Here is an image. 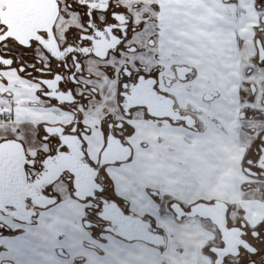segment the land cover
Instances as JSON below:
<instances>
[{"label":"snow or ice","instance_id":"1","mask_svg":"<svg viewBox=\"0 0 264 264\" xmlns=\"http://www.w3.org/2000/svg\"><path fill=\"white\" fill-rule=\"evenodd\" d=\"M206 69L219 87L215 106L264 122V0H0V198L32 191L29 161L86 181L89 151L100 159L113 143L129 145L135 118L153 117L132 101L171 96ZM172 122L178 131L198 126ZM248 132L242 163L264 179V130ZM108 162L121 171V161ZM123 189L130 204L151 192ZM229 226L238 242L210 245L211 264H264V220Z\"/></svg>","mask_w":264,"mask_h":264},{"label":"flooded vegetation","instance_id":"2","mask_svg":"<svg viewBox=\"0 0 264 264\" xmlns=\"http://www.w3.org/2000/svg\"><path fill=\"white\" fill-rule=\"evenodd\" d=\"M218 90L219 87L215 83L211 70H201L196 79L189 78L184 83L179 84V86H173L168 89V91L171 92V96H153L145 100L137 99L132 101V103H147L149 104L148 111L162 113L166 111V101L169 99L171 100L170 109L172 108V113H177V116L190 115L192 118H196L198 126L194 128H185L186 130L196 133L208 132L212 129L218 132L221 130L227 131L229 125H231V127H234V125L230 120V116H228L230 115L228 113L230 109L226 106L220 107L214 105V97ZM196 102H201L203 105L198 106ZM212 110L214 111L211 112ZM141 111H143V109H141ZM201 118L203 119V123L199 124ZM252 123L253 125L251 127H254L257 131L264 130V122ZM135 127V139L129 145L121 146L113 143L107 156L100 159H97L96 156L92 155L89 151V154L95 161V164L90 166L92 167L91 169L95 171L94 182L96 186L93 191L94 197L88 196L84 200L76 199L73 196V180L71 183L67 182V177L63 175V169L57 171L54 168H49L47 166V161L42 164L40 169H37L33 166L34 161H29L28 168L24 171V175L27 178L26 182L29 185H35V187L27 196L22 197L23 214L10 215L0 211V227H5L3 219L17 221L15 216H19L24 220H30L27 223L39 224V219L43 210L58 202L62 188H65L66 191L70 189L71 196L79 202L83 210L82 218L84 222H89L88 227L83 224V230L86 231L85 234L88 236L87 238H90V240L94 239V241L102 238L107 241L109 237L114 236L112 233L104 230V228L109 225V222L103 221L98 216V214L102 212V199L116 202L125 214H131L141 219L149 220L153 228H156L165 237V246L167 238L165 233L166 226L162 227L161 225V220L163 218L168 220L171 218L173 223H179L189 217L194 218L195 216L207 219L211 227L204 228L206 249L212 244H218L222 238L226 239L229 245H234L238 242L237 230L229 226V221H232L234 224L235 221L241 217L250 222L264 220V213L262 214L260 211L262 210L261 208L264 207V199H261L260 195L249 194L250 191L260 189L259 185H264V179L258 178L255 173L250 174L249 169L244 167L242 163L245 158L246 150L252 139H254V136L250 135L249 132L248 134L251 136V140H249L248 146L244 147L241 145L243 148L242 151L240 148L237 149V146H233L235 153L238 152L236 166L238 169L241 196L235 199H221L216 197L208 198L201 188L197 189L198 183L196 179L187 181L190 185V190L194 192V190L197 189L196 196H190L191 191L185 187L182 189L173 187L169 191H162L158 180L139 186L121 184L117 179L116 173L113 174L112 165L110 163H105L107 160L119 156V150L122 152L130 151L132 156L131 161L126 160L125 162H121L118 167L121 169V173L132 177L134 176L132 165L136 162L138 154L141 151L153 149L157 155L164 154L166 156H169L172 152L177 153L179 151V147L171 140V136L168 132L172 128H177L178 125L173 123L169 117L153 116L152 118H145L144 116H139L135 118ZM179 127L184 126L179 125ZM219 133L222 137L226 138L223 133ZM227 135L229 138H236V142L238 141V137H235L232 133ZM41 147L44 148L45 152L49 151L48 145H41ZM28 151L33 157L37 155V150L33 146H29ZM58 155H62V153L57 149V155L50 156L49 158L56 160ZM84 163H87V161L85 160ZM178 164L184 167L183 169L190 175L191 171L187 170V161L179 159ZM59 183L63 184L64 187H58ZM145 185H149L151 192L143 194H145L152 204L147 206H143L142 203L139 202L130 204L129 198L125 194L123 187L130 190H140ZM199 198L202 200L200 201ZM51 199H56V202L50 204L46 208L36 207L37 205L46 204ZM13 202L16 203V201ZM22 202L20 203L22 204ZM250 202L251 205L248 206L247 203ZM125 209H127V211H125ZM174 209L182 214L179 218L174 212ZM9 210H12V208H9ZM161 214L163 216H161ZM199 214H208L211 220ZM31 220H33V222H31ZM217 225H220V229L217 228ZM93 229L98 230H95L97 232H94L92 235L91 232ZM165 246L154 248L158 251L161 248L164 249ZM59 253L62 252L59 251ZM206 259L208 263L211 264L208 255ZM70 261L72 263V259ZM3 262L13 264L10 260L6 259L0 264ZM80 263L87 264V259L82 257Z\"/></svg>","mask_w":264,"mask_h":264},{"label":"crops","instance_id":"3","mask_svg":"<svg viewBox=\"0 0 264 264\" xmlns=\"http://www.w3.org/2000/svg\"><path fill=\"white\" fill-rule=\"evenodd\" d=\"M168 132L179 151L169 156L157 155L153 149L141 151L132 165L133 177L116 173L121 184L139 186L158 180L162 191L173 187L190 190L187 181L196 179L197 189L201 188L208 198L241 196L231 138H224L213 129L196 133L172 128ZM179 159L187 161L190 175L178 164ZM196 190H190V196H196ZM261 209L263 214L264 207ZM82 214L74 197L63 196L43 210L37 225L3 219L0 263L6 259L13 264H81V258L85 257L87 264H209L204 228L211 226L205 218L189 217L174 224L162 219L167 243L164 249L157 251L142 241H125L114 236L107 241L104 238L90 240L82 227Z\"/></svg>","mask_w":264,"mask_h":264},{"label":"water","instance_id":"4","mask_svg":"<svg viewBox=\"0 0 264 264\" xmlns=\"http://www.w3.org/2000/svg\"><path fill=\"white\" fill-rule=\"evenodd\" d=\"M171 100L167 99L166 101V111L162 113L152 112L154 117H169L171 120H176L178 117L184 120H192L193 118L190 115L186 116H177V113H172ZM194 128V127H189ZM119 156H115L110 160H107L105 163H109L111 160H119L121 162H125V159L128 155H130V151L122 152ZM87 164V163H85ZM89 166L87 169L86 166H83V171L87 176V180H81L78 178L73 179V196L78 200H84L86 197H94L93 191L95 188L94 176L95 171L91 169ZM0 211L4 214L10 215H21L23 214V202L22 198L19 200H13L8 198L7 196L0 198ZM13 201H16L14 203ZM22 202V204L20 203ZM56 199L49 200L46 204L37 205L39 208H46L50 204H54ZM12 208V210H9ZM102 212L98 214L99 218L103 221L109 222V225L104 228L105 231L112 233L114 236L122 238L127 241H143L148 243L149 245L160 248L165 246V237L156 229L153 228L151 222L147 219H141L137 216H133L131 214L123 213L122 209L117 205L114 201H107L102 199ZM174 212L177 214L179 218L182 214L179 213L178 210L174 209ZM202 217H207L210 219L208 214H199ZM16 220L22 222H29L30 220H24L19 216H15ZM211 220V219H210ZM218 223V222H217ZM84 226L88 227L89 222H84ZM217 228L220 229V225H217ZM8 264V263H2Z\"/></svg>","mask_w":264,"mask_h":264},{"label":"rangeland","instance_id":"5","mask_svg":"<svg viewBox=\"0 0 264 264\" xmlns=\"http://www.w3.org/2000/svg\"><path fill=\"white\" fill-rule=\"evenodd\" d=\"M206 70H209V69H206ZM196 105L202 106L203 104L201 102H196ZM213 111L214 110H212L211 112H213ZM228 113L230 114L228 116H230V120L233 123L234 127H231V125H229L227 131H224V130H221L220 129L221 131H219V132L223 133L226 138H229L227 134H230V133H232L235 137H238V141L237 142H236V138H232V137H231V141L234 143V146H237V149L240 148L241 151H242V149H243L242 146H244V147L248 146L249 140H251L250 139L251 136L248 134V129L253 125V123L252 122H248V121H244V120H241V119H238L236 117L235 113L232 112L231 110H229ZM218 123H219V121H218ZM231 154L234 155L236 159H238L237 158L238 152L235 153L234 149L232 150ZM59 186L64 187V185L61 184V183L58 184V187ZM259 186H260L259 187L260 189L255 190V191H250L249 194H251V195H254V194L260 195V198L261 199H264V185H259ZM68 191H66L65 188H62L60 197H63V196H71L70 189ZM142 199L144 201L142 203L143 206H147L149 204H152V202L145 196V194H142ZM161 216H163V215L161 214ZM163 220L164 221H167L168 223H173V221H172L171 218H169V220L166 219V218H163ZM31 222H33V220H31ZM95 230H98V229H93V231L91 232L92 235H93L94 232H97Z\"/></svg>","mask_w":264,"mask_h":264},{"label":"built area","instance_id":"6","mask_svg":"<svg viewBox=\"0 0 264 264\" xmlns=\"http://www.w3.org/2000/svg\"><path fill=\"white\" fill-rule=\"evenodd\" d=\"M156 250V249H155Z\"/></svg>","mask_w":264,"mask_h":264}]
</instances>
